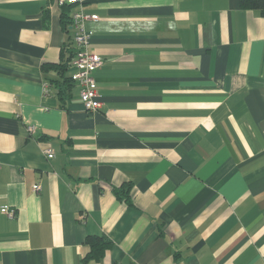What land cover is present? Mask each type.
<instances>
[{"label": "crops", "instance_id": "crops-1", "mask_svg": "<svg viewBox=\"0 0 264 264\" xmlns=\"http://www.w3.org/2000/svg\"><path fill=\"white\" fill-rule=\"evenodd\" d=\"M74 12L98 15V112L76 84L44 93ZM90 235L113 242L99 259ZM0 264H264V15L240 0H0Z\"/></svg>", "mask_w": 264, "mask_h": 264}, {"label": "built area", "instance_id": "built-area-1", "mask_svg": "<svg viewBox=\"0 0 264 264\" xmlns=\"http://www.w3.org/2000/svg\"><path fill=\"white\" fill-rule=\"evenodd\" d=\"M61 5L77 3L80 0H57ZM89 19H98L97 14H89L85 12H74L71 16V28L73 30L72 40L74 43V55L70 61L72 74L70 77L73 82L79 87V98L82 101L85 109L89 112H98L103 107V102L100 99L98 84L94 73L103 61L102 56L97 52L89 50L92 33L86 28V21ZM44 93L51 92V84L48 81L44 82ZM29 131L33 132L36 125L30 124ZM45 154L51 158L55 155V150L51 146L44 149ZM42 185H35V189L40 191ZM4 211L9 217H15L17 209L15 207L5 206Z\"/></svg>", "mask_w": 264, "mask_h": 264}, {"label": "trees", "instance_id": "trees-1", "mask_svg": "<svg viewBox=\"0 0 264 264\" xmlns=\"http://www.w3.org/2000/svg\"><path fill=\"white\" fill-rule=\"evenodd\" d=\"M241 6L244 9H256L262 15H264V0H240ZM66 14V13H65ZM70 21V17H69ZM71 49V46H70ZM68 58L65 57L66 51H63V59L60 63L43 64L42 69L48 71L52 68L58 71L60 79L50 80V84L58 88V91L62 98L70 95L74 82L70 76L65 75L66 71L70 68V61L74 55V47H72ZM131 183H126L125 186L117 188L115 190L117 197L121 200L125 199L129 205H134L130 195ZM88 243L91 245V250L87 257L89 258H101L105 255V252L113 244L112 240L106 235H90L87 238Z\"/></svg>", "mask_w": 264, "mask_h": 264}]
</instances>
